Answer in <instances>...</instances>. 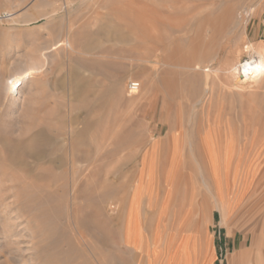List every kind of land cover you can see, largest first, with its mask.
<instances>
[{
  "label": "rangeland",
  "instance_id": "374dc122",
  "mask_svg": "<svg viewBox=\"0 0 264 264\" xmlns=\"http://www.w3.org/2000/svg\"><path fill=\"white\" fill-rule=\"evenodd\" d=\"M239 29L241 46L264 45V0H0V264H145L141 254L146 264L264 262V77L242 91L214 78L209 90L202 71L247 59L227 51ZM19 140L29 148L10 165L5 147ZM174 143L186 165L166 163ZM191 148L201 167L188 165ZM72 199L78 219L102 202L104 248L88 235L90 254L68 231ZM141 203L147 227L156 226L151 240Z\"/></svg>",
  "mask_w": 264,
  "mask_h": 264
},
{
  "label": "bare ground",
  "instance_id": "6f19581e",
  "mask_svg": "<svg viewBox=\"0 0 264 264\" xmlns=\"http://www.w3.org/2000/svg\"><path fill=\"white\" fill-rule=\"evenodd\" d=\"M250 8V7H249ZM245 9V8H244ZM251 10H252V8H251ZM245 12V11H244ZM250 12V11H249ZM248 15V14H247ZM239 20H237L236 22H237V24L238 25H241V23L243 22L242 21V15L241 14H239ZM226 20V19H225ZM226 22V21H225ZM241 22V23H240ZM236 24V23H235ZM234 24V25H235ZM236 24V25H237ZM215 25V24H214ZM222 25V24H221ZM228 25V24H227ZM211 26V25H210ZM216 26H217V24H216ZM223 27V26H222ZM207 28V27H206ZM226 28V27H225ZM215 29V28H214ZM227 29V28H226ZM232 30V29H231ZM235 30V29H234ZM240 31H239V33H238V35H237V31H236V35L238 36H236L237 38V40H235V39H232V40H229V42H234L233 43V45L231 46V45H229V46H227V51H229V52H232L233 54H235L236 55V57H238L241 53H246L247 54V59L245 60V61H242V62H235L233 65H231V66H229V67H227V68H223L224 66L222 65V67L220 66V67H216L215 69L214 68H212V66L210 67V66H205V67H203V69H202V71H203V75H204V81H205V85H208L209 83H210V87H209V90H211L212 88H213V86H214V78L216 79V80H218L219 82H221L222 84H224V85H227V86H229V87H231V88H235V90H240V91H242V89L243 88H251V87H253L254 85H255V83L256 82H260L262 79H263V77H264V45H260V46H257V47H254L253 45H251L250 43H244L242 46L239 44V42L243 39V36H242V34L244 33V31H242V29H239ZM206 31V30H205ZM212 31V30H211ZM214 31H216V30H214ZM221 32V31H220ZM226 32V31H225ZM120 33V32H119ZM218 33V32H217ZM235 33V32H234ZM101 36H103V35H105L103 32H101L100 31V33H99ZM234 35V34H233ZM219 36V35H218ZM234 38H235V36H234ZM247 40V39H246ZM214 41V40H213ZM226 42V41H225ZM224 42V43H225ZM58 43H60V42H58ZM150 43V42H149ZM61 44L62 45H66V46H68L70 49H72V46H71V44H70V42L68 41H66V40H62L61 41ZM89 43L87 42V43H85V44H83L82 46L84 47V48H86V49H93V48H97V46L96 45H88ZM228 44V43H227ZM58 45H60V44H58ZM61 46V45H60ZM153 46V45H152ZM58 47V46H57ZM151 47V46H150ZM67 48V47H66ZM224 48V50L226 49V47H223ZM74 50V49H73ZM154 50L157 52L156 53V57H157V59H156V63L157 64H159L160 63V58H159V55L163 52V50H162V48L161 47H159V46H156L155 45V47H154ZM168 52V51H167ZM43 54H45V52L43 53ZM223 55V54H222ZM155 56V55H154ZM161 56V55H160ZM245 56V55H244ZM164 57V55L162 56V58ZM206 57V56H205ZM208 58V57H207ZM217 58H218V56H217ZM221 58V57H220ZM207 60V59H206ZM220 60V59H219ZM222 60V59H221ZM229 60V59H228ZM236 60V59H235ZM243 60V59H242ZM154 61V60H153ZM163 62V61H162ZM166 62V61H165ZM153 63V62H152ZM97 64V63H96ZM163 64V63H162ZM95 65V64H94ZM93 65V66H94ZM200 65V64H199ZM96 66V65H95ZM95 66L93 67V69L95 68ZM195 66V65H194ZM97 67H99L100 68V66H98L97 65ZM96 67V68H97ZM199 66H195V68H198ZM156 68V67H155ZM194 68V67H193ZM192 68V69H193ZM158 69V68H157ZM186 71V70H185ZM194 72V71H193ZM180 73V72H179ZM171 75V74H170ZM165 76V75H164ZM209 76V77H208ZM19 77L20 76H17L16 78L14 77V80L13 79H11V80H13V81H11V82H9V84H8V90H10V91H12L13 89H14V87H15V84L19 81L18 79H19ZM217 81V82H218ZM195 82V81H194ZM196 83V82H195ZM220 83V84H221ZM247 84V86H245ZM219 85V84H218ZM223 85V86H224ZM260 86H262V84L260 85ZM263 87V86H262ZM223 88V87H222ZM192 89V88H191ZM223 90V89H222ZM233 90V89H232ZM20 91H21V89L20 88H18V89H16L15 90V92H17V95H19L20 94ZM230 91H231V89H230ZM249 91V90H248ZM131 93V95H133V94H139V92H140V83H139V88L136 90V91H130ZM191 92V91H190ZM189 92V93H190ZM192 92H193V90H192ZM16 94V93H15ZM184 94V93H183ZM192 95V94H191ZM131 97V96H130ZM188 98V97H187ZM17 99H18V97L16 98V100L15 101H17ZM134 98H132V100H133ZM131 100V99H130ZM185 101H186V99H185ZM191 101H192V99H191ZM190 101V102H191ZM188 102V101H187ZM14 106V105H13ZM86 126V125H85ZM87 126H88V124H87ZM86 128H88V127H85V128H83L84 130H86ZM82 129V130H83ZM82 132H84V131H82ZM84 135V134H83ZM5 136V135H4ZM0 137H1V135H0ZM76 138V137H75ZM1 139V138H0ZM74 139V138H73ZM82 139H83V136H82ZM8 140V139H7ZM33 140V143H35L34 142V140L35 139H32ZM81 140V139H80ZM79 140V141H80ZM84 140V139H83ZM5 141V140H4ZM70 141V140H69ZM72 141V140H71ZM190 141V140H189ZM18 142H20V140L18 141ZM0 143H1V141H0ZM21 143V142H20ZM11 144V141H10V144H7V146L5 147L6 148V152H7V156H6V159L5 160H7L9 163L8 164H12V165H17V164H19V161H21L22 160V158L24 157V155H25V152H26V150H27V148H29L28 147V144H25V143H21V144ZM55 143V142H54ZM80 143V142H79ZM84 143H86V142H84ZM102 143V142H101ZM211 144V143H210ZM3 145V144H2ZM84 146H86V145H84ZM189 146V145H188ZM192 146V145H191ZM32 147V146H31ZM203 148H202V151H203V154H209L210 152H211V150H212V146H202ZM4 148V147H3ZM98 148V147H97ZM165 148H166V146H165ZM164 148V150H166ZM183 149H184V147H183ZM70 150V149H69ZM197 151V149H193V148H191V149H188V154L190 155V158H189V163L190 164H188V165H194V162L196 163V165L195 166H198L197 165V162L196 161H198L197 159H196V152ZM69 152V151H68ZM2 153V151L0 152V154ZM5 153V152H4ZM70 153V152H69ZM184 153V152H183ZM182 153V150H181V148H180V146L177 144V143H174L171 147H169V155H168V157H167V164L168 165H179V164H181V165H186L187 164V162L184 160V154ZM6 154V153H5ZM211 154V153H210ZM30 155H32L31 153H30ZM34 155V154H33ZM36 156H37V154H36ZM63 156V155H62ZM74 156V154H73V151H72V153L69 155V160H67L66 161V165H67V169H68V173H69V175H70V177L72 178V180L74 181V173H75V171H76V169H77V161L75 160V158L73 157ZM83 156H84V154H83ZM35 157V156H34ZM36 158H39V159H41V157L38 155ZM205 158V166L206 167H208V166H211L214 162H213V160L214 159H212V156H208L207 158L206 157H204ZM38 159V160H39ZM59 160V159H58ZM229 160V159H228ZM24 161V160H23ZM202 161V160H201ZM200 163V162H199ZM90 164V163H89ZM65 165V164H64ZM199 166H200V164H199ZM198 166V167H199ZM201 167V166H200ZM87 168V167H86ZM86 168L83 170V171H85L86 172ZM88 169V168H87ZM83 175H86V173H82ZM82 175V176H83ZM88 175H86L85 177H87ZM88 178V177H87ZM49 184V183H48ZM48 186V185H47ZM50 187H51V185H50ZM53 188V187H52ZM43 191H46V189L44 188L43 189ZM51 193V192H50ZM43 194V193H42ZM48 194H49V192L47 191V193H46V195L48 196ZM52 194V193H51ZM50 195V194H49ZM100 198H102L103 199V197L101 196ZM90 199V198H89ZM75 200V199H74ZM6 201V200H5ZM17 200H15L14 202H16ZM32 201V200H31ZM72 201H73V199H72ZM35 202V201H34ZM36 203V202H35ZM13 204V203H12ZM36 204H38V203H36ZM35 205V204H34ZM47 205V204H46ZM24 206V205H23ZM23 206H22V204L20 205V204H17L16 205V210L18 211V210H21L22 208H23ZM26 207V206H25ZM40 207H41V205H40ZM48 207V206H47ZM53 206H51V208H52ZM87 207H90V204H88V205H86L85 206V208H87ZM96 207L98 208V210H99V213H97V214H89L88 216H84L83 218H80V219H78L77 218V213H78V211H79V208L76 206V203L73 201V202H71V204H70V210L67 212V214H66V217H65V220L63 221V222H65V226L68 228V231L70 230V232H73V236L75 237V240H76V242H77V244H79L81 247H85V248H87V250L90 252V254H91V249H90V243H89V239L87 240V238H86V236H88V237H90V235L92 236V237H94L96 240H97V242L100 244V246H101V248H104V246H106L108 243V238H110V235L108 234V232H107V217H105V209H104V206H103V204H102V202H99L98 204H97V202H96ZM44 208V207H43ZM54 208V207H53ZM84 208V209H85ZM49 209V208H48ZM47 209V210H48ZM221 209H222V212H223V215H224V212H225V209H226V206L225 205H221ZM27 210V209H26ZM52 210V209H51ZM5 211V210H4ZM41 211H43V209L41 210ZM18 212H20V211H18ZM45 212V211H44ZM39 213L40 215H33V216H37L38 218H40V220H43L44 219V216H45V213ZM49 212H51V211H49ZM36 213V212H35ZM30 215V214H29ZM17 217V216H16ZM19 217H20V215H19ZM31 217L32 216H29V219L27 220V222L29 221V228L30 229H32L31 228V224H30V222H31ZM36 218V217H35ZM33 219V218H32ZM223 219H225V216H223ZM26 220V219H25ZM25 222V221H24ZM63 222H62V219L61 218H59V222H58V224H57V227H62L63 226ZM45 223V222H44ZM35 224V223H34ZM19 225V224H18ZM31 225V226H30ZM40 225V224H39ZM28 226V225H27ZM34 226V229H36V230H34L33 231V234H38V229H37V225H33ZM55 226H56V224H55ZM17 227V226H16ZM23 227H24V225H23ZM41 227H42V225H41ZM50 227H53V225H51ZM4 228V227H3ZM27 227H24V229H26ZM43 230H45V229H48V226H47V224L45 223V224H43ZM65 227H63V229H64ZM82 228V229H81ZM11 229V228H10ZM19 229V228H18ZM30 229H28V230H30ZM41 229V228H40ZM61 230V229H60ZM5 232V231H4ZM53 232V231H52ZM117 230H114V231H112L111 232V234H117ZM3 234V233H2ZM17 234V233H16ZM40 234H42V233H40ZM70 234V233H69ZM68 234V235H69ZM18 235V234H17ZM108 235H109V237H108ZM22 236V235H21ZM50 236H52V233H51V235ZM3 237H7V233L6 234H4L3 235ZM44 237V236H43ZM42 237V238H43ZM46 237H48V236H46ZM34 238V237H33ZM57 238H59V237H57ZM31 239V238H30ZM29 239V240H30ZM35 239H37V238H35ZM31 240H34V239H31ZM114 240H116V238L114 239ZM34 241H36V240H34ZM56 241V240H55ZM118 241H119V239H118ZM43 242V241H42ZM116 242V241H115ZM119 243V242H118ZM41 244V243H40ZM56 244V243H55ZM116 244V243H115ZM44 245V244H43ZM33 246V245H32ZM46 246H47V244H46ZM3 247V246H2ZM47 247H50V246H47ZM46 247V248H47ZM58 247V246H57ZM40 248H41V245H40ZM53 248V247H52ZM11 249V248H10ZM59 249V248H58ZM43 250V249H42ZM47 250V249H46ZM52 250V249H51ZM14 251V250H13ZM36 251V250H35ZM35 251H33V252H31L32 254L35 252ZM39 251V250H38ZM47 251H49V250H47ZM45 252V254L47 253L48 254V252ZM81 251V250H80ZM40 252V251H39ZM58 252H62V251H58ZM31 253H30V255H31ZM35 253H37V252H35ZM41 253L42 252H40V255H41ZM66 253V252H65ZM82 253V252H81ZM1 254V253H0ZM8 254V253H7ZM13 254V253H12ZM25 254V253H24ZM76 254H77V252H76ZM80 254V253H79ZM100 254V253H99ZM9 255V254H8ZM23 255V254H22ZM39 255V256H40ZM36 257H37V255H35ZM12 257H14V255H12ZM20 257H21V255H20ZM20 257L18 258H16V259H19L20 260ZM35 257V258H36ZM64 257V256H63ZM94 257V256H93ZM10 258V257H9ZM15 258V257H14ZM26 259V258H25ZM31 259V258H30ZM37 259V258H36ZM35 259V260H36ZM41 259H43V258H41ZM97 259V258H96ZM104 259V258H103ZM102 259V260H103ZM116 259H118V258H116ZM13 260H15V259H13ZM54 260H55V258H54ZM67 260V259H66ZM100 260V259H99ZM245 259H239V260H237L239 263L238 264H244V263H250V264H264V262H262L261 261V259L259 260V259H253V260H248V258L244 261ZM11 261H12V259H11ZM17 261L18 260H16V263H17ZM23 261H25V260H23ZM23 261H22V264H24L23 263ZM38 261V260H37ZM36 261V262H37ZM41 261H43V260H41ZM53 261V260H52ZM101 261V260H100ZM27 262H28V260H27ZM33 262V261H32ZM32 262H31V264H32ZM49 262V261H48ZM58 262V261H57ZM117 262V261H116ZM126 262V261H125ZM4 263H5V261H4ZM38 263H40V262H38ZM55 263V262H54ZM2 264V263H1ZM6 264V263H5Z\"/></svg>",
  "mask_w": 264,
  "mask_h": 264
},
{
  "label": "crops",
  "instance_id": "0c3cea01",
  "mask_svg": "<svg viewBox=\"0 0 264 264\" xmlns=\"http://www.w3.org/2000/svg\"><path fill=\"white\" fill-rule=\"evenodd\" d=\"M212 188H213V186H212ZM142 203L144 204V201H142ZM142 203H141V213L139 214V217H138V219H139V223H140V225H141V227H142V229H143V231L147 234V236L149 237V239L151 240V237H152V235H153V233H154V230H155V227H154V229L152 230V231H150L149 230V228L147 227V225H146V223H145V221H144V219H145V211L143 210V208H145V206L143 207L142 206ZM214 203H215V200H214ZM216 204V203H215ZM144 214V215H143ZM193 212H189L188 213V215H185V213L184 214H182V216L180 217V219L179 220H182V219H186V220H188V219H190V218H192L193 217ZM166 215V214H165ZM165 215L163 216V219H164V217H165ZM155 217H156V208H155ZM182 228V227H181ZM159 229L161 230V233H163L164 234V232H165V227L164 226H162V227H159ZM175 229L176 230H179L180 228H178V227H175ZM209 244L211 245V243L209 242ZM212 246V245H211ZM214 246V245H213ZM163 249V244H159V250H162ZM214 250V249H213ZM141 258H143L144 259V261H145V264H146V257H145V254H141ZM213 264H214V261H213Z\"/></svg>",
  "mask_w": 264,
  "mask_h": 264
},
{
  "label": "built area",
  "instance_id": "2783aa9c",
  "mask_svg": "<svg viewBox=\"0 0 264 264\" xmlns=\"http://www.w3.org/2000/svg\"><path fill=\"white\" fill-rule=\"evenodd\" d=\"M80 1V0H75ZM139 88V83L137 81H130L127 84L128 91H136Z\"/></svg>",
  "mask_w": 264,
  "mask_h": 264
}]
</instances>
